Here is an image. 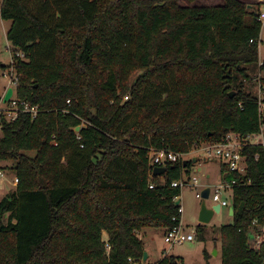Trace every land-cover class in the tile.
I'll use <instances>...</instances> for the list:
<instances>
[{
    "label": "trees",
    "instance_id": "obj_1",
    "mask_svg": "<svg viewBox=\"0 0 264 264\" xmlns=\"http://www.w3.org/2000/svg\"><path fill=\"white\" fill-rule=\"evenodd\" d=\"M248 7L3 0L1 18L12 22L4 68L17 73V96L40 111L3 124L0 160L14 161L18 184L0 201V264H131L146 251L138 232L179 226L182 188L172 183L194 163L151 177L149 151L188 154L230 133L260 132L259 96L244 80L253 66L264 72L262 26ZM243 154L246 175L225 177L236 184L234 215L220 230L222 262L264 264V249L248 237L264 226V145ZM159 264L183 262L167 256Z\"/></svg>",
    "mask_w": 264,
    "mask_h": 264
},
{
    "label": "rangeland",
    "instance_id": "obj_2",
    "mask_svg": "<svg viewBox=\"0 0 264 264\" xmlns=\"http://www.w3.org/2000/svg\"><path fill=\"white\" fill-rule=\"evenodd\" d=\"M181 7H214L223 5L225 0H178ZM247 4L249 11L259 13L264 10V0H240ZM3 0H0V96H2L10 85V70L6 68L11 64L12 56L10 52L11 43L7 39V33L11 28L12 22L5 21L1 18V5ZM259 67L264 63V31L261 32V43L259 46ZM6 67V68H4ZM6 70V71H5ZM145 71H138L130 78V85L136 83L138 78L144 74ZM16 75V71L14 72ZM264 77V72L260 71L258 67H251L249 76L244 80L245 88L253 95H260V79ZM150 103L161 102L154 99V96L149 94ZM168 98V95L162 99ZM3 131L0 130V140L3 138ZM260 140L261 137L251 138V141ZM204 144V143H202ZM201 144V145H202ZM28 154L34 155L35 152ZM205 156L208 158L204 160ZM194 157H199L197 163L193 164L190 175H184L186 182H192L196 176L199 181V187L185 186L182 188V193L178 199L184 208L181 217V224L190 233L194 231L195 239L193 241L184 242L182 244L170 245L165 243L164 237L166 229H144L138 232V237L142 239L146 252L149 253L148 263L160 262L165 257L173 256L183 264H223V242L220 235V230L223 226L230 224L231 206L222 207L221 212L215 214L213 219L208 224H200L199 214L201 210V200L196 197V194L205 189H210V195L214 190L222 184L223 179L228 176V172L223 170L221 159L215 154L205 155L204 152L199 151L197 145L193 146L189 154L188 160ZM15 163L10 160H0V171L3 176L0 177V201L5 194L11 193L16 189L15 178L16 172L14 170ZM210 175L208 179L206 176ZM164 181V179H161ZM14 183V184H13ZM222 197L230 201L232 196L231 190H224L221 192ZM207 206L212 207V198L206 200ZM144 231V232H143ZM103 239L108 240V235L104 233ZM251 247H257L255 243L249 242ZM264 248V245H263ZM262 248V249H263Z\"/></svg>",
    "mask_w": 264,
    "mask_h": 264
},
{
    "label": "built area",
    "instance_id": "obj_3",
    "mask_svg": "<svg viewBox=\"0 0 264 264\" xmlns=\"http://www.w3.org/2000/svg\"><path fill=\"white\" fill-rule=\"evenodd\" d=\"M258 21L261 23L262 30L264 31V10L260 11L258 13ZM253 42V40H251ZM11 52V47H10ZM12 56V53H11ZM17 57L24 60L25 55L22 52H19L17 54ZM12 62V61H11ZM262 65V64H261ZM14 68L10 69L9 77H10V85L9 87H13V95L10 98L8 102L3 101V97H0V130L3 129L4 123H11L18 120L20 114H28L31 116L32 119L37 118L39 114V107L36 105H31L26 100L20 99L17 96V85H18V76L17 73L14 75ZM264 78V77H263ZM259 87H260V95H259V107L260 112L262 115H264V85H262V79H260ZM124 100H128V97H125ZM70 103V101H68ZM254 137H261L260 140L251 141V138L254 139ZM249 145H264V124L260 127V132L257 134H252L248 136H241L239 134L230 133L226 136L224 142L220 143H204L197 145V148L199 147V151L201 153L204 152L205 155H212V153H215L222 161V168L227 171L228 173H236L238 175H246L247 173V162L246 157L244 156V148ZM189 154V153H188ZM185 153H177L169 149H155L152 148L149 151V165L151 167L150 176H154V170L155 168L164 167L166 168L167 165L182 162L188 160L187 155ZM206 157V156H205ZM208 159V158H207ZM3 176V173L0 171V177ZM15 184H18V179L15 178ZM236 184L235 180H232L231 182L223 179L222 184H220L213 192V194L210 195V198H212L213 206L220 205L222 207L231 206L232 207V201H228L227 199H224L222 197L221 192L224 190H231L233 188V185ZM173 187H180L183 188L185 186H193V187H199V181L197 177L195 176L193 178L192 182H186L184 179V175L181 177L180 180L175 181L172 183ZM150 188H154V184L150 185ZM205 187L203 188V190ZM199 191L196 194V197L202 201V191ZM179 197L175 198V201L177 202ZM180 202V201H179ZM179 209L178 212L180 216L182 217V214L184 212V208L179 203ZM212 206V207H213ZM176 219V218H175ZM174 219V220H175ZM182 221V220H181ZM255 225V223H254ZM249 242L255 243L257 247H253L257 250L262 249L264 245V226L259 227L255 226L250 229L248 233ZM195 239V233L194 231H191L190 233L186 232V229L182 226L181 222L179 226L174 227L172 229H167L164 237V241L167 244L175 245V244H182L184 242H190ZM264 249V248H263ZM131 264H159V262L156 263H148L144 262L143 259L138 261H132L130 259Z\"/></svg>",
    "mask_w": 264,
    "mask_h": 264
},
{
    "label": "water",
    "instance_id": "obj_4",
    "mask_svg": "<svg viewBox=\"0 0 264 264\" xmlns=\"http://www.w3.org/2000/svg\"><path fill=\"white\" fill-rule=\"evenodd\" d=\"M13 95V87H8L6 92L2 95L4 96L3 97V101L4 102H8L10 100V98L12 97ZM236 95V92L235 91H232L231 93H229V96L230 98H233L234 96ZM1 97V96H0ZM80 127H77L75 129L76 132H79L80 131ZM199 160V157H194L192 159L193 163H197ZM205 161H207V157L204 158ZM187 165V160L184 161V166ZM167 171L166 168L164 167H158V168H155L154 170V176H160V175H163L165 174ZM210 197V189L207 188V189H204L202 191V202H201V210H200V214H199V221H200V224H208L211 222V220L213 219L214 215L215 214H218L221 212V206L220 205H215L213 207H208L207 206V203H206V200L209 199ZM179 201L176 202V205H179ZM232 203V202H231ZM234 215V208L231 207L230 209V216L233 217ZM231 223V221H230ZM148 258H149V253L148 252H144V257H143V261L144 262H147L148 261Z\"/></svg>",
    "mask_w": 264,
    "mask_h": 264
},
{
    "label": "crops",
    "instance_id": "obj_5",
    "mask_svg": "<svg viewBox=\"0 0 264 264\" xmlns=\"http://www.w3.org/2000/svg\"><path fill=\"white\" fill-rule=\"evenodd\" d=\"M6 92V91H5ZM208 179L210 178V175L206 176ZM14 184V183H13ZM16 186V184H14ZM6 195V194H5ZM144 232V231H143ZM141 239V238H140ZM142 240V239H141ZM150 257V256H149ZM149 259V258H148Z\"/></svg>",
    "mask_w": 264,
    "mask_h": 264
}]
</instances>
